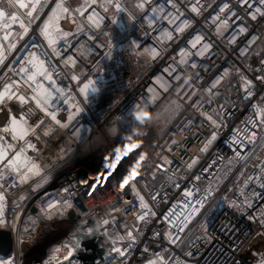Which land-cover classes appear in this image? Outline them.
I'll use <instances>...</instances> for the list:
<instances>
[{
  "label": "built area",
  "instance_id": "1",
  "mask_svg": "<svg viewBox=\"0 0 264 264\" xmlns=\"http://www.w3.org/2000/svg\"><path fill=\"white\" fill-rule=\"evenodd\" d=\"M141 2L143 0H113L109 4L114 7L119 3L120 8L130 17L131 25L124 33L117 32L109 23L110 8L98 3L95 11L90 13L97 18L99 26L85 20L86 14L80 17L84 27L68 39L59 40L54 46L56 52L60 53L59 57L53 54L52 48L37 27H43L42 21L48 18L45 13L50 15V9L55 7V3L49 2V6L40 15L41 19L29 25L28 34L19 40L16 49L11 52L8 61H13L10 67L15 70L39 45L51 66L54 85L61 90L53 111L71 104H78L84 109L69 123L68 128L62 129L72 147L60 149L62 161L51 173L44 177L37 176L15 188L5 186L3 189L9 200L7 217L10 219L13 214L20 217L17 227H6L12 232L14 239V253L11 257L21 247L25 255V249L32 242L46 241L47 236L60 225L69 224L74 230L66 243L69 246L67 251H71L79 243V248L73 252L74 257H78L84 250V237L95 234L102 238L100 244L107 248L105 261L98 263L121 264L123 258L112 251L109 236L115 239L122 235L116 233L115 228L119 224H127L130 228L134 225L142 228L143 236H137L141 243L132 249L131 255L123 264H147V258H154V254L170 257L169 264H177V261L180 264H261V259L264 258V235H261L264 227L250 220L249 215L257 216L264 209V199L252 198V208H245L243 213L231 207L230 201L240 202V188H243L245 195L251 196L255 191L264 196V189L259 188L255 180L247 187L243 185L246 177L261 175L264 142L258 140L255 144H250L244 139L243 147L233 144V139L244 138L243 129L250 117L259 119L253 106L264 108V83L256 79L260 74L259 70L264 68L260 64L264 59V17L258 16L256 20H252L245 15L237 0H201L203 4H212V8L204 7L201 15L192 13L186 0H178L177 6L185 12L182 19H188L190 27L183 33H175V26L163 19L164 13L151 11L153 7L163 5L166 12L175 13L171 5L166 4L165 0H153L152 4L140 9L136 5ZM222 2H230L243 19L223 35H217L212 15L216 14L214 9ZM22 19L27 22L26 17ZM149 20L155 21L151 27ZM240 24L247 26V32H238ZM16 25L18 23L12 28ZM166 32H172L173 39H168ZM131 33L136 36L128 41ZM233 33H236V42L230 43ZM196 35L203 36L204 42L212 45L205 56L191 54L196 49L191 48L189 41ZM129 42L133 45L130 46ZM244 48H249L246 56L240 54ZM151 49L158 53L155 58L146 51ZM182 52L190 55L182 56ZM68 57H72L75 64H65ZM181 59H186L188 63L180 64ZM192 63L197 64L195 69L191 68ZM172 69L175 71L169 75ZM237 69L254 81L255 95L250 100L243 99V92L237 90L240 83ZM225 70L229 75L222 81V85H218L210 93L208 89L212 88L216 79L224 75ZM235 74L238 76L233 78ZM13 75L14 72L1 68L0 85L8 78L15 79ZM176 75L181 76L180 81L175 79ZM72 76L78 79L73 80ZM184 79L189 80L190 86L182 87ZM89 80L95 81L99 90L85 101L79 89ZM20 91L23 92L24 89L20 88ZM192 91L195 96L187 98L186 93ZM193 100L196 101L195 105ZM221 105L224 106L222 109ZM217 111L221 113L219 122L223 126L216 129L217 139L208 151L201 152L199 149L213 131V127L201 113L208 112L215 118ZM144 112L148 113V117L141 124L135 116ZM247 127L251 129L250 124ZM237 129L241 130L239 135ZM126 144L139 146L136 149L139 155L133 152L125 157L128 152L124 147ZM117 149L127 162L122 160V167L118 165L117 168H111L115 161L106 160L105 157H110ZM237 150L246 159L236 158ZM194 157H199L198 163L189 171L186 165ZM257 157L260 159L257 160ZM164 158L172 161L170 167L163 165ZM230 160L231 164L228 163ZM145 161L150 168L153 163L162 165L159 171L151 168L143 180L136 178L139 181L136 188L156 213L146 224L135 221L140 210L139 201L132 195V190L127 189L128 194H125V188L121 187L124 179H132L133 170H142ZM209 165L212 167L209 168ZM205 168H208L207 172L204 171ZM109 170L112 171L111 176H107ZM196 175H200L202 179L194 181L192 177ZM49 176L51 179L45 186L32 190ZM209 183H214L218 191L200 208L199 215L193 214L190 217L192 223L180 234L182 242L170 245L166 239L157 237L156 242L152 243L154 232L164 233L171 227L164 222L163 217L184 201L182 189L198 188L199 195H204L203 190ZM176 184L180 187L177 188ZM91 185L95 187L90 188ZM65 188L69 189L70 195L63 191ZM154 195L157 197L155 201L152 200ZM20 196H26L27 199L17 209L16 205L21 203ZM64 199L72 207H63ZM129 201H134L135 206L125 211ZM49 202L58 203V209L51 210L50 220L30 215L34 209L41 212V208H46ZM176 211L180 213L183 209L177 207ZM71 213L75 214L74 219H71ZM53 218L58 220L55 222L58 224L57 228L51 225ZM105 220L110 221V224L105 225ZM44 222L48 223V227L43 226ZM25 225L35 227L26 238L22 229ZM202 225L206 227L211 243L198 239L204 233ZM89 229L93 230L91 235H88ZM105 231L109 236L104 235ZM18 232L21 234L20 238H24L23 245L18 243ZM144 246L150 247L149 253L142 254ZM114 247L120 248L122 243L117 241ZM62 250L63 248H59L58 252L53 250L46 261H50V264L62 261ZM188 252L192 256H187ZM24 255L19 258L22 264H25ZM72 264L82 263L75 259Z\"/></svg>",
  "mask_w": 264,
  "mask_h": 264
},
{
  "label": "snow or ice",
  "instance_id": "2",
  "mask_svg": "<svg viewBox=\"0 0 264 264\" xmlns=\"http://www.w3.org/2000/svg\"><path fill=\"white\" fill-rule=\"evenodd\" d=\"M52 3H55V7L51 8V15H47V20H43V27L37 25L40 30V34L48 41V46L52 48V52L57 57L60 56V53L56 52L54 45L57 41L53 38V31L50 30V26L54 29L55 32H60L62 29L55 27L56 21H58L63 15L65 19L69 18V16L73 13H79V15L84 16L86 12H89L91 9L92 12L95 11V6L100 3V0H84V3L76 8L72 9L70 6L66 4V0H51ZM113 0H104V3L111 4ZM153 0H143V2L138 3L136 7L140 9H144L145 5L152 4ZM187 5L190 6L191 12L195 13L196 15L202 14V9L204 7L212 8V4H203L201 0H186ZM165 3L171 5L173 9H175V13L168 11L166 12L165 7L163 5L153 7L151 11L153 13H164L163 19L166 20L170 25H174L173 32L175 33H183L188 27H190V23L188 19H182L185 16V12L181 11L180 8L177 6L178 0H165ZM237 3L243 8L245 15L250 17L252 20H256L257 17H264V0H237ZM49 6V0H0V27L5 29V35L3 36V40L7 41L12 36V32L8 31L13 27V25L18 23V27L21 30L20 32L16 33L18 39H23L25 35L29 32V25L35 21L41 19L39 13L43 7ZM117 10L120 9L119 3L114 5ZM21 10H24L21 12ZM107 11V8H105ZM215 15H212V23L215 24V31L217 35H223L224 32L228 31L230 27L237 24V21H242V16L233 9V6L230 2H222L221 4L217 5L214 9ZM22 17L27 18V22ZM159 18V16H157ZM89 20H93V16H88ZM179 21V23H177ZM207 22V21H206ZM154 20H149V27L154 24ZM97 26L98 23H97ZM238 32L245 33L247 32V26L244 24L238 25ZM64 36H67L68 33L64 32ZM165 35L168 39H173L172 32H166ZM89 39H94V37H89ZM204 37L201 35H196L193 39L189 41L191 48L196 49L195 53H191L192 55H199L205 56L209 53L212 45L209 43L204 42ZM253 38V41L254 42ZM236 42V33L230 38V43ZM250 42V44L252 43ZM35 47V45H33ZM16 49V45L9 43L5 46L3 43H0V68H6L8 71L14 72L15 75L19 76L21 73L24 74V81L23 84L19 80L8 78L4 80L2 85H0V181H4V183H0V228L4 227H17V221L20 217L16 214H13L9 219L4 212V202L6 200L5 192L3 191L5 184H8V180L10 177L16 176L19 177V180H12V183L8 184V187L15 188L17 184L26 183L31 176L34 175H41L39 165L35 163L30 156L24 155L26 149H31L33 151H39L37 145L29 139L30 134L35 135L38 129H41L45 126L48 119L54 121L59 127L61 128H68L69 123L73 121L76 116L84 111V109L78 105H73V112L67 117V121L62 122L60 119L57 118L56 111H49L51 107V100H52V92L45 87L42 83V80H47L49 83L54 84L55 81L52 78V73L49 72L47 68L44 67L45 61L41 60L36 53H30V59L25 61V65H30L31 69L27 66H21L19 71H15L10 67L13 61H8V55L11 54L12 50ZM149 51V54L152 55L154 58L158 55L155 49L146 50ZM249 53V48H244L241 50V55L246 56ZM189 53L182 52V56H188ZM6 61H8L6 63ZM180 64H187L188 61L186 59H181L179 61ZM65 64H75V61L72 57H68L65 60ZM261 65H264V59L260 61ZM197 67L196 63L191 64V68L195 69ZM175 69L169 71V75L174 72ZM260 74L257 75L256 79L259 80L261 83H264V68H262ZM237 74L239 75L240 83L238 87V91L243 92V99L250 100L254 97L255 92V84L252 79H249L247 76L243 75L237 69ZM7 76V73H4ZM229 75L228 71L225 70L224 75L219 77L215 80L212 85V88L208 89L211 93L212 89L216 88L218 85H222V81ZM38 77L40 79H38ZM73 80H77L76 76H72ZM175 79L177 81L181 80L180 75H176ZM183 85H189V80L184 79L182 82ZM190 86V85H189ZM23 87L24 91L21 92L20 88ZM57 91H61L60 89H56ZM99 89L96 86V82L93 80H89L87 84H85L82 88L79 89L80 93L83 94L84 100L88 99V93L91 91L92 93L97 92ZM152 91V89H149ZM195 96V92H187L186 97L190 98ZM264 100V98H262ZM192 103L195 105L196 101L193 100ZM211 103V100H209ZM30 105L32 107H30ZM224 106L221 105L220 108L222 109ZM256 108V115L259 116V119L249 118L245 122V128L243 129L245 135L243 139H233V144L239 145L240 147L244 146V139L247 140L250 144H255L258 140L264 142V135H260V133H264V108L254 105ZM34 110L39 111L42 116L37 117V119L29 123L28 119V112H32ZM201 115L204 119L213 127V131L210 136L207 138L206 142L203 143V146L199 149L201 152H207L210 146L213 144L214 141L217 139V131L222 127V123L219 122L221 118V113L217 111L215 113V118L213 114H209L208 112H202ZM148 117V113H137L135 119L138 120L141 124L145 122V118ZM251 125V129L247 127V125ZM259 129V132L257 131ZM241 130L237 129V134ZM45 136L50 135L49 131L44 132ZM36 139H39V136H36ZM21 142L18 144H14L13 142ZM175 143V141H172ZM125 148L128 149V152L125 153V157L128 153L135 152L136 155H139V152L136 149L139 147L137 145H124ZM125 157H121L119 155V149L114 151L110 157H105L106 160L112 159L115 161L111 165V168H117L119 165L122 167L121 161L127 162ZM235 157L241 160L246 159L245 156L241 155V152L237 150L235 152ZM260 158L257 157V160ZM199 157H194L191 159V162H188L186 167L189 171L193 169V167L198 163ZM229 164L232 161H228ZM172 161L164 158L163 165L171 166ZM215 164V161H213ZM108 168V166H105ZM162 165L159 163H153L151 168L157 169L159 171ZM212 165H209L211 168ZM256 167V165H254ZM148 163L145 161L140 172H136L133 170L131 172L132 179H124L123 184L121 187L125 188V194H128L127 189L132 190V195L136 197L139 201V214L135 217V221L137 223H144L146 224L150 217H155L156 213L152 211L150 205L145 201L143 195L140 194L139 190L136 188V183L139 181L136 180L137 177L140 180H143L147 175L148 172L151 170ZM205 172L208 171V168L204 169ZM231 171V169H229ZM260 173L261 175L253 177L248 176L244 179L243 185L247 187L250 182L255 180L259 188L264 189V165L260 166ZM112 171L109 170L107 172V176H111ZM117 175H120L117 172ZM243 175V173H241ZM105 176V179H107ZM156 173H153V179H155ZM192 179L194 181H200L202 177L200 175L193 176ZM147 186V185H146ZM177 188L180 187L179 184L175 185ZM95 185H91L90 188H94ZM35 191L36 189H32ZM65 193H69V189H63ZM204 195H199L200 189H182V195L185 198L183 202L179 205L174 206L164 217L163 220L165 223L170 225L171 227L166 230L164 233L154 232L152 243L156 242L157 237H162L166 239L170 245H175L178 242H182L181 233L185 232V229L188 227L189 224L192 223L190 217L193 214L199 215L200 208H203L206 201L209 197L213 195L214 192L218 191V188L215 186L214 183H209L208 187L204 190ZM240 196L242 199L239 203L236 201H230V206L236 208L237 210L243 213L245 208H252V198L257 199H264L261 193L253 191L251 196L245 195L243 188L238 189ZM70 195V193H69ZM156 196H152V200H156ZM192 198V199H188ZM26 196H20L19 200L21 201L20 204L16 205V208L19 209L22 207V202L26 200ZM227 199V197H224ZM199 205L200 207H196ZM63 207H72L71 203L67 199L63 201ZM134 201H129L127 203V208L125 211L131 210L133 208ZM180 207L183 209L182 212L177 213L176 208ZM52 209H58V203H47L46 208H41V212L46 216L52 215ZM113 211H118L117 209H113ZM250 220H254L255 222L259 223L261 227H264V209H261L257 216L249 215ZM115 222L114 220L112 221ZM105 225H109L110 221L105 220ZM124 233L122 235H118L115 239H112L108 232L105 231L104 235L109 236V240L113 245L112 251L117 253L122 259L121 264H123L124 260H127L128 257L131 255L132 249L136 248L141 241L138 240L137 236H143V230L140 227L134 225L130 228L127 224L123 225ZM202 227H204L202 225ZM172 229H175L173 231ZM92 229L88 230V235L92 234ZM18 243L23 245L24 238H20V233L18 232ZM31 235V231L28 229L24 230V237ZM264 235V233H261ZM198 239H204L207 242L211 243V238L207 234V229L204 227V233ZM117 241L122 243V247L117 248L114 245ZM79 248V243H77L71 251H67L66 254L63 256L64 261H68L69 264H72V257L73 252ZM238 250V249H237ZM58 252L59 249H56ZM150 251L149 246H144L142 248V254H147ZM24 255L23 248L21 247L15 256L7 259L0 260V264H22V261L19 260L20 257ZM187 256H192L191 252L186 253ZM170 257L161 256L159 254H154V258H147V264H169ZM45 264H50V261H45ZM57 264H62V261L57 260ZM177 264H180L177 261ZM261 264H264V258L261 259Z\"/></svg>",
  "mask_w": 264,
  "mask_h": 264
},
{
  "label": "crops",
  "instance_id": "3",
  "mask_svg": "<svg viewBox=\"0 0 264 264\" xmlns=\"http://www.w3.org/2000/svg\"><path fill=\"white\" fill-rule=\"evenodd\" d=\"M49 2H51V0H49ZM83 3H84V0H66V4L68 6H70L72 9H76V8L80 7ZM100 4L101 5L105 4L107 7L110 8L108 21L116 29L117 32L124 33V32H127L129 30V27L131 25V19L124 12V10L122 8L117 10V8L115 6L114 7L109 6L108 3H104V0H102L100 2ZM45 7L42 8L39 15H41V13L43 12ZM22 11H24V10H21V12ZM90 12H92L91 9L88 13L87 12L85 13L86 14L85 20L88 19L87 17L89 15H91ZM80 17H84V16H81V15H79V13H76V12H73L69 16V18H67V19H65V17L63 15H61L60 19L58 21H56V23H55V27L62 29V31H60L58 33L55 32L54 29H52V26H50V30L53 31V38L57 41V43L59 42V40L68 39L70 36H72L74 33H76L78 30H80L81 28L84 27V23L80 19ZM89 21L96 24V25L98 23V25H99V21L97 20V18H95V16H93V20H89ZM8 31L12 32V36L10 37L9 40L5 41V40H3V36L5 35V29L0 27V43H3L5 46H7L9 43L15 44L17 46L20 39L17 38L16 33L20 32L21 30L16 25L14 28L9 29ZM64 32H67L68 35L64 36L63 35ZM134 36H136V35H134V33H131L128 36V41L131 39H134ZM43 39L48 43V41L44 37H43ZM129 45L130 46L133 45L132 42H129ZM33 53H36L37 56L41 60L45 61L44 67L47 68L49 70V72L52 73L51 66H50L49 62L47 61V59H46L43 51L39 47V45L36 47V49ZM9 56H10V54L8 55V58H9ZM28 59H30V57ZM25 61L23 63H20V65H18L16 67L15 71L18 72L21 66H27L30 68V70H32L30 65H25ZM13 76L16 80H19L21 82V84H23V81H24V74L23 73H21L19 76L15 75V74ZM38 79H40V78L38 77ZM42 83L45 85L46 88H48L52 92V100L50 102L51 107L49 108V111H53V105L55 103V100L60 95V91L56 90L59 88L56 85L49 83V81H47V80H42ZM87 83L88 82L84 83L83 86ZM96 86H97V84H96ZM21 88H23V87H21ZM73 105H78V104L66 105V106L62 107L61 109L56 110L57 118L60 119L62 122L67 121V117L73 112ZM30 107H32V106L30 105ZM27 115H28L29 123L34 122L37 119V117L42 116V114L37 110H34L32 112H28ZM62 129H64V128L59 127L54 121H51L50 119H48L45 126H43L41 129H38L35 135L30 134L29 139H31L32 142L37 145V148L39 149V151H33L31 149H26L24 155L30 156L32 158V160L39 165L41 175L31 176L27 182H29L31 179H33L37 176H41V177L43 176L44 177L47 174L51 173L62 161V158L60 155V149L63 147H66V148L72 147L70 142L65 138V136L62 132ZM45 131H49L50 135L45 136L44 135ZM36 136H39V139H36ZM13 143L18 144L21 142L14 141ZM13 179L18 181L19 177H16L13 175V177L9 178L8 184L12 183ZM50 179H51V176L44 178L35 187V189L37 190V189H40L41 187L45 186L50 181ZM0 182L4 183V181H0ZM26 183H23V184L18 183L17 185H24ZM8 184H5V186L8 187ZM8 211H9V200L6 197V200L4 202V212L6 213V215H7ZM30 215H32V216L38 215V217L40 219H45V220L51 219V217H47V216L43 215L42 212H38L35 209H34V211H32L30 213ZM23 228H24V226H23ZM0 229H7V228L4 227V228H0ZM0 260H2V259H0Z\"/></svg>",
  "mask_w": 264,
  "mask_h": 264
},
{
  "label": "rangeland",
  "instance_id": "4",
  "mask_svg": "<svg viewBox=\"0 0 264 264\" xmlns=\"http://www.w3.org/2000/svg\"><path fill=\"white\" fill-rule=\"evenodd\" d=\"M238 75L235 74L233 75V78H236ZM239 77V76H238ZM98 92V91H97ZM97 92L92 93L89 91L88 93V98L92 97L93 95H96ZM83 95V94H82ZM52 221L58 222L57 218H53ZM37 229L39 228L38 226L36 227ZM25 229L28 230H34V228H31L29 226H24L23 232ZM74 228L71 227L69 224H62L52 232L50 235L47 236L48 239L46 241L42 242H32V244L25 249V255H24V260L25 264H32V262H37L38 264H44L47 258H50V254L52 253L53 250L56 249H64L62 251H67L69 250L68 244H66L70 239H71V233L73 232ZM115 232L119 234L124 233V227L123 225L119 224L115 228ZM65 247V248H64ZM31 257V258H30ZM33 259V261H32ZM30 260L32 261L31 263Z\"/></svg>",
  "mask_w": 264,
  "mask_h": 264
},
{
  "label": "water",
  "instance_id": "5",
  "mask_svg": "<svg viewBox=\"0 0 264 264\" xmlns=\"http://www.w3.org/2000/svg\"><path fill=\"white\" fill-rule=\"evenodd\" d=\"M71 219L75 218V214H70ZM51 225L54 228L58 227V224L52 222ZM93 226V222H91ZM44 227H48V223H43ZM102 238H99L97 235H93L92 237H84V241L82 246L84 248L78 254V257H72V260H79L82 264H99L98 261L104 262L107 255V248L100 244ZM65 248V247H64ZM64 250V249H63ZM64 255L66 251H63ZM14 253V239L12 232L7 229H0V259L10 258ZM63 255V256H64ZM62 264H69L68 261L62 260Z\"/></svg>",
  "mask_w": 264,
  "mask_h": 264
},
{
  "label": "bare ground",
  "instance_id": "6",
  "mask_svg": "<svg viewBox=\"0 0 264 264\" xmlns=\"http://www.w3.org/2000/svg\"><path fill=\"white\" fill-rule=\"evenodd\" d=\"M61 260H63V257H60Z\"/></svg>",
  "mask_w": 264,
  "mask_h": 264
}]
</instances>
